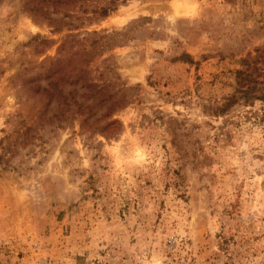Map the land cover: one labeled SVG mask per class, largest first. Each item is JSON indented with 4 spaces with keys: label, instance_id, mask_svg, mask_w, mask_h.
I'll return each mask as SVG.
<instances>
[{
    "label": "rangeland",
    "instance_id": "obj_1",
    "mask_svg": "<svg viewBox=\"0 0 264 264\" xmlns=\"http://www.w3.org/2000/svg\"><path fill=\"white\" fill-rule=\"evenodd\" d=\"M258 50L264 0H0V264H264Z\"/></svg>",
    "mask_w": 264,
    "mask_h": 264
},
{
    "label": "trees",
    "instance_id": "obj_2",
    "mask_svg": "<svg viewBox=\"0 0 264 264\" xmlns=\"http://www.w3.org/2000/svg\"><path fill=\"white\" fill-rule=\"evenodd\" d=\"M257 52L258 56L256 58H252L250 55V57L243 60V68L236 72L235 92L221 108L217 109L219 114L226 113L235 104L254 105L258 101L264 102V69H259L255 65L259 57L264 56V50H258ZM58 64H61V62H58ZM57 73L56 71L55 74ZM4 160L5 156H0V162L3 163Z\"/></svg>",
    "mask_w": 264,
    "mask_h": 264
}]
</instances>
